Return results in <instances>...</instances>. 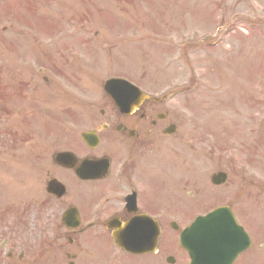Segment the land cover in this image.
Here are the masks:
<instances>
[{"label": "rangeland", "instance_id": "374dc122", "mask_svg": "<svg viewBox=\"0 0 264 264\" xmlns=\"http://www.w3.org/2000/svg\"><path fill=\"white\" fill-rule=\"evenodd\" d=\"M28 11L36 22H32ZM60 20L59 27L56 23L49 26ZM42 27L40 35L37 31ZM73 38H77V60L73 51L65 52L63 45L72 44ZM58 46L63 52L56 51ZM64 70L87 77L91 76L90 70H98L94 80L89 81V87L98 90L108 77L134 78L141 70L159 73L161 78L152 81H160L162 87H189L190 94L185 96L193 103L188 106V114L197 124L215 128L220 126L216 123L217 109L222 106V99L217 97L221 89L230 91L228 98L237 109L232 106V111L226 110L234 120L223 121L219 128L225 141L219 143L216 167L209 163L205 168L200 161V177L194 164V179L202 180L205 187L201 191V182H197L183 192L179 190L189 209L179 211L178 217H184L177 221L184 223L218 205H229L252 241L237 264H264V0H0V80L7 88L5 93L10 85L20 82L26 84L25 89H41L40 94L24 91L21 100L28 106L0 101V159L10 167L6 169L0 162V179L12 192L4 206H17L16 212L11 208L7 214L10 209L0 208V243L12 238V233L25 231L29 246L17 247L8 241L7 248L14 245L17 252L30 249L23 258L25 262L34 260V264H66L57 249L65 245L61 238L64 231L56 223L55 228L42 230L39 219L19 216L20 210L35 206L41 198L44 167L36 156L45 150L50 154L51 144L60 132L74 130L68 118L60 117V110L61 116L67 111L64 102L76 103L82 114L85 108L88 111L101 105L100 95L91 96L90 90H81L86 86L80 76L76 89L73 84L63 85ZM224 70L231 71L228 78L233 87L225 84L212 91L218 78L219 83L222 75L224 78ZM43 78L51 79L48 88L60 90L58 97L51 95L54 90L43 88ZM167 88L153 93H167ZM52 107H56L53 113ZM244 119L249 131L240 134ZM15 136L24 138L16 141ZM204 139L207 142L210 136ZM218 170L228 174L225 191L214 190L204 176ZM211 188L214 192L207 194L208 202H198L201 194ZM7 196L0 197V202ZM16 199L22 200L14 205ZM90 245L93 251H87L89 244L82 246V251L89 254L90 264H99L93 255L96 252L98 257L97 241ZM174 248L171 246L170 251ZM142 262L154 264L155 260Z\"/></svg>", "mask_w": 264, "mask_h": 264}, {"label": "flooded vegetation", "instance_id": "af4514ba", "mask_svg": "<svg viewBox=\"0 0 264 264\" xmlns=\"http://www.w3.org/2000/svg\"><path fill=\"white\" fill-rule=\"evenodd\" d=\"M140 98L134 99V103H140L133 109L137 106L138 109L126 114L103 95L98 114L88 116L84 130L66 138L61 143L62 150H56L60 143L56 141L49 161L48 153L43 152L41 160H44L43 165L47 164L42 170L44 184L59 179L64 188L63 196H66L73 181L74 189L80 194L78 204L74 205L80 216L121 222L145 214L152 216L164 212L170 216L180 191L193 185V167L188 163L194 154L191 132L184 130L186 125L180 116L170 114L172 105L165 100L152 95ZM125 101L128 106V98L123 99V103ZM57 155H74V161L66 162V157ZM83 162L92 164L82 166ZM50 164L54 168L52 171ZM98 174L94 179L83 178ZM107 192L115 196L105 197ZM63 196L56 199L48 195L54 204L47 205L49 212L62 213L72 208V204L61 200ZM98 200L104 204L100 209L96 207ZM94 227L100 228V224L94 222L89 228ZM104 227L108 235L117 231L113 226Z\"/></svg>", "mask_w": 264, "mask_h": 264}, {"label": "water", "instance_id": "95a60500", "mask_svg": "<svg viewBox=\"0 0 264 264\" xmlns=\"http://www.w3.org/2000/svg\"><path fill=\"white\" fill-rule=\"evenodd\" d=\"M219 177V181H221ZM206 233L202 243L186 241L193 230ZM181 245L188 251L192 264H230L235 256L244 251L248 239L242 234L227 208H221L204 218L181 235ZM204 252L203 254H198ZM209 254V256H207ZM214 254V255H213Z\"/></svg>", "mask_w": 264, "mask_h": 264}]
</instances>
